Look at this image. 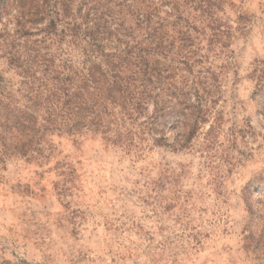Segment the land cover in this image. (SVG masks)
<instances>
[{
  "label": "rangeland",
  "instance_id": "rangeland-1",
  "mask_svg": "<svg viewBox=\"0 0 264 264\" xmlns=\"http://www.w3.org/2000/svg\"><path fill=\"white\" fill-rule=\"evenodd\" d=\"M211 3L193 48L207 112L184 148L178 129L129 153L67 136L31 161L0 150V264H264V0Z\"/></svg>",
  "mask_w": 264,
  "mask_h": 264
},
{
  "label": "trees",
  "instance_id": "trees-1",
  "mask_svg": "<svg viewBox=\"0 0 264 264\" xmlns=\"http://www.w3.org/2000/svg\"><path fill=\"white\" fill-rule=\"evenodd\" d=\"M214 8L211 0H0V61L13 74L0 76L2 153L44 158L53 136L98 138L129 153L145 137L168 146L167 131L178 129L184 148L207 112L195 23ZM253 187L264 196V178Z\"/></svg>",
  "mask_w": 264,
  "mask_h": 264
}]
</instances>
